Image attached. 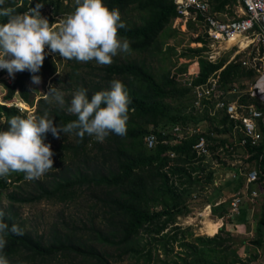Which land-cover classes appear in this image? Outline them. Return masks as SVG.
I'll return each instance as SVG.
<instances>
[{"label":"trees","instance_id":"obj_1","mask_svg":"<svg viewBox=\"0 0 264 264\" xmlns=\"http://www.w3.org/2000/svg\"><path fill=\"white\" fill-rule=\"evenodd\" d=\"M208 1L211 10L228 11L231 16L238 4V0ZM103 2L110 9L118 8L124 16L121 21L125 27L119 29V35L129 41V52L136 53L139 58L113 57L110 65L100 66L67 60L64 70L55 73L58 60L45 52L43 65L35 75L52 76L51 81L67 83L75 92L83 87L87 89L89 98L97 91L110 90L113 80L122 81L131 100L127 134L119 136L110 133L100 142L88 134L81 139L75 131L68 134L61 132L59 137L65 142L51 145L54 170L49 171L48 180H33L32 190L24 192L16 184L25 179L22 173L0 178V195L10 187L15 188L6 195L8 203L5 206L0 203L3 220L9 229L15 224L23 230V235L11 231L6 235L7 243L3 251L9 264H112L111 259H120L124 255L136 258L137 262L143 259L151 263L153 252L161 264H249L248 261L243 263L239 258L240 252L231 246L233 236L224 224L212 236L195 235L191 226L183 228L177 225V217L190 212L192 194L213 185L215 171L210 169L209 162L206 163L207 158L224 163L235 150V147L234 150L227 148L234 140L227 138L234 136L232 120L223 113L210 116L206 108L195 112L192 89L180 85L178 78L183 72L197 70L195 83L201 84L224 65L219 73L221 88L244 92L255 80V71L241 63L240 54L235 56V60L227 62L234 48L221 53L215 61H209L206 52L208 40L198 35L193 40L202 45L187 47L180 53L181 57L192 58L193 63L157 73L142 55L166 54L169 50L163 52L161 49L160 35L177 15L174 1ZM36 3L42 4L40 10L51 7L50 24L54 22V15L64 18L76 7L75 0H5L3 7L24 13ZM6 19L0 17V23L6 22ZM197 19L201 21L200 16ZM185 26L192 31L195 29L193 20L186 22ZM59 58L61 62L63 59ZM32 76L33 73L27 70L15 73L13 84H5L1 99L4 102H25L31 106L35 94L28 83ZM237 94L228 93L225 99L235 98ZM239 101L255 103L263 114L258 144H247L243 148L246 171L260 169L258 180L251 185H262L264 103L247 93H242ZM36 106L35 115L41 116L47 111L57 126L77 119L76 115L68 112L70 100L61 106L50 104L48 99L40 97ZM13 115L27 114L18 106L0 103V130L8 127L7 121ZM175 125L206 126L203 132L211 156L196 154L193 149L197 139L195 134L170 144V135L165 132ZM148 133H154L158 139L152 148L144 143V136ZM236 136L239 139L241 133L236 131ZM45 138L57 137L48 132ZM163 139L167 141L161 142ZM219 147L223 149L221 153L226 160L215 153ZM242 177L245 178L240 176L234 181V188L242 186ZM217 195L206 198L202 204L210 205L212 215L220 218L229 213L231 206L227 201L215 204ZM42 200L64 204L89 202V224L82 220L81 226H77L72 220L64 221L61 225L53 224L46 235L28 228L15 204L20 206ZM261 209L255 238L250 243L255 248H264V202ZM85 230L89 234L87 238L82 237ZM145 235L148 239L141 242ZM241 243L245 245L247 242L242 238ZM175 244L179 245V250H175ZM109 249L115 253H109ZM160 253L164 258H158Z\"/></svg>","mask_w":264,"mask_h":264},{"label":"clouds","instance_id":"obj_2","mask_svg":"<svg viewBox=\"0 0 264 264\" xmlns=\"http://www.w3.org/2000/svg\"><path fill=\"white\" fill-rule=\"evenodd\" d=\"M4 4L5 0H0V17L7 18L6 22L0 23V69L7 70L9 76L27 70L33 73L32 82L39 84L41 77L35 73L43 65L46 46L65 60L82 63L94 60L100 65H110L114 56L130 51L129 41L119 35V29L125 27L119 9H110L103 0H75L74 11L58 24H50L41 15V11L51 10L49 6L40 10L42 4L36 3L26 12L16 13L11 7H3ZM0 85H3L0 92L5 91V83L0 82ZM256 89L264 94V76L257 81ZM49 97L61 106L65 103L64 94L51 85L44 98ZM130 103L125 85L120 80H113L110 90L97 91L91 98L87 89H78L68 108L77 119L67 125H55L47 111L41 116L33 113L13 115L7 121L8 127L0 130V178L22 173L31 181L49 172L53 168L54 153L51 145L44 142L48 132L58 138L61 132L75 131L81 139L88 134L100 142L110 133L126 135ZM15 106L20 107L18 103ZM3 216L4 212L0 210V264H9L3 251L6 235L8 231L23 235V230L15 224L9 229Z\"/></svg>","mask_w":264,"mask_h":264},{"label":"built area","instance_id":"obj_3","mask_svg":"<svg viewBox=\"0 0 264 264\" xmlns=\"http://www.w3.org/2000/svg\"><path fill=\"white\" fill-rule=\"evenodd\" d=\"M176 10L175 21L182 24L186 29V22L194 21L195 29L192 31V36L201 37L208 40L207 43V59L215 61L221 53L234 48L230 54L227 62L235 60L236 53L242 51L247 55V59L240 58L241 63L247 69H252L256 73L254 81L250 82L248 88L241 92L232 88L225 91L220 86L219 73L224 65L218 70L214 71L206 81L201 84H196L195 80L198 76L197 70H189L183 72L178 82L182 86L190 87L193 92L192 107L194 111H201L206 108L208 115L213 116L217 114H225L233 122L232 132L235 135L236 131L241 133V137H233V143L227 146L229 150H234L235 146L245 148L247 144L257 145L261 138L260 119H262V111L255 103H242L239 101L242 93H247L252 97L258 98L264 103V94H261L256 89L257 81L264 76V0H238V4L234 6L233 15L229 16L228 11H214L211 10L208 0H173ZM228 8V6H226ZM49 9V8H48ZM201 17V21L197 19ZM230 43L231 46H224L223 44ZM194 45L201 46V42H195ZM229 47V48H227ZM212 50H218L212 51ZM14 77L9 76L8 72L0 69V82L3 84H12ZM3 85H0L2 89ZM3 91L0 92V95ZM228 93H238L235 98L225 99ZM260 115L256 116L255 113ZM165 133H169L170 144H175L178 141L187 138L190 135H197L196 142L193 144V149L198 156H211L208 148V141L205 133L200 130V125L172 126ZM163 139L161 142H166ZM158 139L154 133H148L144 136V143L148 148H152ZM222 148L216 150L222 159ZM171 155H174L171 153ZM242 168L240 173L244 174L247 182H255L259 178L260 169L253 168L249 171H244ZM233 177L236 176L232 173ZM262 175H264V167L262 168ZM251 198L257 196L255 190L251 191ZM242 197L235 195L230 201V211L228 218L233 214L238 213ZM219 204V203H215ZM222 218H225L224 216Z\"/></svg>","mask_w":264,"mask_h":264},{"label":"rangeland","instance_id":"obj_4","mask_svg":"<svg viewBox=\"0 0 264 264\" xmlns=\"http://www.w3.org/2000/svg\"><path fill=\"white\" fill-rule=\"evenodd\" d=\"M40 13L42 16L48 19L51 16L52 11L51 10L47 12L41 11ZM229 16L231 15L229 14ZM123 17L124 16H121V18ZM59 21L60 20H58L57 17H54V22H53L54 24H58ZM189 29H185L182 24L176 22L175 20H172L160 35V41L162 42L161 49L163 50V52H165L168 48L169 50H167L166 54L160 53L159 55H148V54L142 55V57L146 60V63L151 67H153L152 69L157 73L163 72L167 68H171L172 70L175 67H186L189 66V64L193 63L194 61L192 58L189 60L186 57L180 56V53L187 47H196V45H194L195 42L193 40L194 36H192V29L191 30ZM225 45L229 47L231 46L230 43H226L223 44V47ZM234 48H236V46ZM212 51L217 52L218 50H212ZM45 52L50 54L51 56L53 55L55 59H57L56 54L58 53L52 52L48 46L45 47ZM238 54L241 55L242 60L245 58L247 59V55L244 54L242 51L236 53V55ZM114 57L121 59L139 58V55H137L134 52H128V53L121 52ZM61 59L63 58L61 57ZM66 61L67 60L65 59L61 60V62L57 61L56 65L59 72H62V70H64ZM90 63L92 65L100 66V64H97L94 60L90 61ZM83 70L85 71L86 68L83 67ZM51 77H49L46 74L45 76L41 77V82L39 84H36L37 87L36 98L33 100V104L31 106L28 105L27 107V104L25 103L22 102L18 103L22 111H25L26 114L28 113L35 114V109L37 107L36 100L40 97H45V93H48L50 85L58 88V90H60L64 94L65 103L66 100L71 101L75 93V90L72 89L71 86L68 87L67 83L64 82L61 83L53 80L51 81L50 79ZM48 100L50 104H59L52 97H49ZM0 103L9 106L17 104V103L12 104L10 102H4L2 99L0 100ZM205 129L206 126H202V125L200 126L201 131ZM225 136L227 135H224V137ZM233 137H237L236 134L232 137L227 136L228 139ZM70 139L72 138L70 137ZM44 142L49 143L52 146H56L59 142H65V140L63 141L61 137L54 139L45 138ZM223 156L224 155H222V157ZM227 157H226L227 161L224 163L219 162L215 159L209 160V158H207L206 163L209 162L210 169L215 170V176L217 177V179L213 182V185L209 187H205L202 191H199V193L192 194V196L190 197V204H189L190 212L186 211L184 216L182 215L180 217H177L178 226L183 228L187 226H191L193 228L195 235L212 236L218 231V227L221 224V220L215 219L214 218L215 216L209 213L207 205H205V203L204 204L202 203L206 198L208 199L210 196L214 197L215 194L216 193L219 194L220 191L230 194L228 198L231 197L232 195H236V193L238 194L239 189L234 188V184L236 182H234L233 185L232 184L228 185L229 182L228 180L232 178L230 177L231 176L230 174L235 172V170H237L238 168H243L247 164V162L245 161L246 157L244 154V149L241 147L235 146L234 154ZM51 170L54 169L52 168ZM47 173L49 174H45L40 179H35V180H40V181L48 180V176L51 173L50 172ZM243 182H245V178H243ZM16 184H19V186L21 187L20 189L26 192L32 190V187L34 186V181L33 180L29 181L24 179ZM11 190H15V188L10 187L9 190L3 191L0 195V203H2L4 206L8 203V199L6 195ZM256 198L257 197H255L254 201H250V200L247 201L250 207L247 204L246 206L247 212L245 211V214L244 211L243 212L241 211L242 209L244 210V208L241 206L240 203V207L238 208V212L240 210V214L235 216L237 214L235 213L230 218L225 217L223 222L226 223V227H225L226 230L229 229L231 230V234L233 236V241H232L233 243L231 246L237 252H240L241 254L239 257L240 260L241 261L243 260V263H246L248 261L249 264H264V248H255L254 246L250 245L252 240L255 238L254 234H255L256 219H258L259 218L258 216L262 213V209L257 210L260 199H256ZM88 204L89 202H83V201L78 203L77 201H75L72 203L64 204L59 202H52V201L50 202L47 200H42L37 203L22 204L20 206L15 204V208L25 219L28 228H31L32 230L36 229L39 233H43L46 235V233L49 232L53 224L61 225L62 222L64 221L69 222V220H72V222L77 226H81L82 220L86 221L85 222L86 224H89L88 221H89L90 209L88 207ZM252 209L254 210V212L257 210L256 215L255 214L253 216L251 215L250 211ZM207 214H209L210 217L214 218V222L205 219L207 217ZM239 219L243 220L241 223L243 228L246 227V229L248 230V232L246 231L247 234L244 231L242 232L243 228H241L242 233L240 234L239 233L240 230H238L235 227V224ZM212 223H214L215 225L213 226ZM205 225L207 230L205 229ZM78 233L81 234V232ZM88 235H89L88 232L85 230L82 237L87 238ZM240 237H243L247 242L245 245L241 243ZM146 239H148V237H146L145 235L144 238L141 239V242H144ZM175 250H179L178 244H175ZM109 253L114 254L115 252L111 250L109 251ZM170 257L172 258L171 255ZM158 258L162 259L164 258V256L160 253L158 255ZM135 260L136 258H133L130 255H124L120 259L114 258L111 259L110 261L112 262V264H161L155 257L154 252L151 263H146L143 261V259H140L138 262Z\"/></svg>","mask_w":264,"mask_h":264},{"label":"crops","instance_id":"obj_5","mask_svg":"<svg viewBox=\"0 0 264 264\" xmlns=\"http://www.w3.org/2000/svg\"><path fill=\"white\" fill-rule=\"evenodd\" d=\"M63 18V16L62 17H58L57 19L58 20H61ZM54 24V23H53ZM51 53V52H50ZM53 56V55H52ZM54 57V56H53ZM60 56H59V53L58 54H56V60H58L59 61V58ZM55 58V57H54ZM58 70V69H57ZM59 72V71H58ZM57 71L55 72V73H58ZM59 73H61V72H59ZM51 79V78H50ZM28 85H29V88H30V90L32 91V92H34V94H35V98H36V92H37V87H36V84L35 83H33L32 82V80H30L29 81V83H28ZM34 98V99H35ZM25 103V102H24ZM26 104V103H25ZM27 107H28V105H27ZM246 166H244L243 168H245ZM241 169L242 168H238L237 170H235V172H233V173H235L236 174V176H234L233 177V175L232 174H230L229 176L230 177H232L230 180H228L229 182H228V185L229 184H234V181L238 178V177H240V176H244L245 177V175L244 174H241L240 173V171H241ZM215 171V170H214ZM244 171H246V168L244 169ZM228 176V177H229ZM217 179V177H215V180ZM214 180V181H215ZM252 184V182H247L246 181V177H245V182H243V184H242V186L239 188V191H238V195H240L241 197H242V199H241V206L244 208V210L242 209L241 211L243 212L244 211V214H245V211L247 212V208H246V206H247V204L249 205V203L247 202V201H254V199H255V197L254 198H251V191H253V190H255L256 192H257V198L256 199H260V201H259V203H258V208H257V210H260L261 209V207H262V204H263V202H264V181H263V184L262 185H255L254 183H253V185H251ZM219 189H221V188H219ZM230 194H227V193H225V192H222V191H220L219 192V194L217 195V203H221V202H225V201H227V202H229V204H230V201H231V199H232V197L233 196H235V195H232L231 197H229L228 198V196H229ZM236 195H237V193H236ZM207 207H208V210H209V213H211V208H210V205H208L207 204ZM240 207V206H239ZM249 207H250V205H249ZM257 210L254 212V210L252 209L251 211H250V213H251V215L253 216L254 214L256 215L257 214ZM212 214V213H211ZM238 214H240V210H239V212L235 215V216H237ZM261 215V214H260ZM260 215L258 216V217H260ZM224 217H226V218H228L227 216H224ZM256 217V216H255ZM215 219H220L221 220V224H220V226L219 227H221L223 224L225 225V227H226V223L225 222H223V220L225 219V218H222V217H220V218H218L217 216H215L214 217ZM214 218H212V217H210L209 216V214H207V217L205 218L206 220H211V222H214ZM234 218V217H233ZM232 218V219H233ZM257 220L258 219H256V222H255V227H256V223H257ZM227 221V220H226ZM243 220H241V219H239L237 222H236V224H235V227L238 229V230H240L239 231V233L241 234L243 231L244 232H248V230L246 229V227H244L243 228V226H242V222ZM205 223V222H204ZM212 225L214 226L215 224L214 223H212ZM218 227V228H219ZM241 228H243V230H242V232H241ZM205 229H206V225H205ZM229 229V228H228ZM207 230V229H206ZM214 231H215V229H214ZM247 232H246V234H247ZM236 237V236H235ZM244 237V236H243ZM243 237H240V240L243 238ZM239 238V237H238Z\"/></svg>","mask_w":264,"mask_h":264},{"label":"bare ground","instance_id":"obj_6","mask_svg":"<svg viewBox=\"0 0 264 264\" xmlns=\"http://www.w3.org/2000/svg\"><path fill=\"white\" fill-rule=\"evenodd\" d=\"M64 65V64H63Z\"/></svg>","mask_w":264,"mask_h":264}]
</instances>
